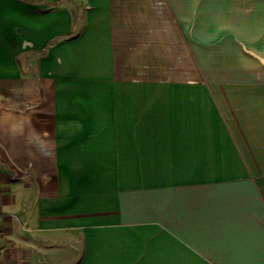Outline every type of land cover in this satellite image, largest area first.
<instances>
[{
  "label": "crops",
  "instance_id": "crops-1",
  "mask_svg": "<svg viewBox=\"0 0 264 264\" xmlns=\"http://www.w3.org/2000/svg\"><path fill=\"white\" fill-rule=\"evenodd\" d=\"M0 264H264V0H0Z\"/></svg>",
  "mask_w": 264,
  "mask_h": 264
},
{
  "label": "built area",
  "instance_id": "built-area-1",
  "mask_svg": "<svg viewBox=\"0 0 264 264\" xmlns=\"http://www.w3.org/2000/svg\"><path fill=\"white\" fill-rule=\"evenodd\" d=\"M2 197V189L0 187V200ZM2 236V225H1V207H0V237Z\"/></svg>",
  "mask_w": 264,
  "mask_h": 264
}]
</instances>
